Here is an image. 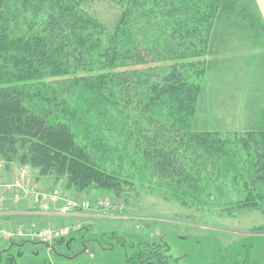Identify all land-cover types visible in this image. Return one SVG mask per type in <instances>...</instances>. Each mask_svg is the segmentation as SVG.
Listing matches in <instances>:
<instances>
[{
  "label": "trees",
  "instance_id": "16d2710c",
  "mask_svg": "<svg viewBox=\"0 0 264 264\" xmlns=\"http://www.w3.org/2000/svg\"><path fill=\"white\" fill-rule=\"evenodd\" d=\"M97 1L0 0L2 162L65 178V191L120 195L137 181L182 206L258 210L264 125L233 139L196 127L215 28L237 18L264 33L255 5L252 13L250 0H108L120 12L107 24L87 11ZM238 142L248 162L234 169ZM232 171L242 194L225 207L220 184ZM250 171L259 175L252 185ZM108 250L104 260L116 264L167 262L157 245L125 262Z\"/></svg>",
  "mask_w": 264,
  "mask_h": 264
},
{
  "label": "rangeland",
  "instance_id": "374dc122",
  "mask_svg": "<svg viewBox=\"0 0 264 264\" xmlns=\"http://www.w3.org/2000/svg\"><path fill=\"white\" fill-rule=\"evenodd\" d=\"M250 1L252 3H246L247 7L253 13L255 5L258 14L255 1ZM87 11L109 24L115 20L120 9L108 0H101L88 6ZM240 21L233 18L229 23L223 22L215 28L212 54L207 58L212 61V67L201 81L202 94L196 115L198 130L230 135L231 139L235 135L257 132L264 125V33L243 28L239 26ZM238 145L242 162L234 163V169L248 162L239 142ZM23 168L27 169L28 176L19 188V202L12 204L10 200L6 201L0 209L2 212L7 208L16 209L25 201L38 205L37 209L49 206L48 202L43 203L42 196L53 190L59 191L61 200L85 202L92 208L79 212L80 216L74 222L68 220L62 225H42L35 219L21 222L10 219L6 225L0 222L6 232H14L20 226L25 228L30 223L36 224V229H67L63 239L42 244L49 247L34 246L40 243L29 239H14L13 243L22 244L19 251L22 254L18 255L17 264H116L113 256L111 262L104 260L106 250L110 249V255L117 253L125 262L141 245L159 246L164 261L167 260L165 264H240L244 252L238 246L242 244L251 245L245 264H264V202L258 210H232L228 215L222 211L209 212L202 207L182 206L165 196L163 190L149 188L145 182L136 181L131 189L127 188L129 191L120 195L93 185L80 191H65V178L56 180L54 175L39 176L29 167L5 165L1 159L0 190ZM232 172L220 184L225 195V207H234L237 196L242 194L243 180L236 179ZM246 175L247 183L251 185L259 178L252 171ZM40 181L44 190L38 187ZM256 184L260 195H264L263 181ZM208 191L215 193L217 190L210 184ZM99 202L110 205L95 209ZM87 214L96 217H86ZM198 240H204L206 244L202 251L199 249L203 245L197 244ZM11 241L0 237V253ZM58 241L62 243L58 245ZM233 243L235 245L232 246ZM66 244H69L67 250ZM15 252L12 249V257H15ZM55 252L60 253L56 255ZM0 264H6L4 256H0Z\"/></svg>",
  "mask_w": 264,
  "mask_h": 264
},
{
  "label": "built area",
  "instance_id": "2783aa9c",
  "mask_svg": "<svg viewBox=\"0 0 264 264\" xmlns=\"http://www.w3.org/2000/svg\"><path fill=\"white\" fill-rule=\"evenodd\" d=\"M27 169L23 168L18 172V176L14 177L10 183L3 185L0 190V209L4 206L3 204L10 200L12 204L18 203L20 199L19 188L22 186L23 181L27 178ZM32 195L34 192L32 191ZM43 203L48 202L53 206H57L59 215L67 216L70 213H81L87 209L92 208L88 203H77L70 199L61 200V194L57 190H53L50 193L42 196ZM109 203L99 202L96 203L95 209H102L103 207L109 206ZM94 206V205H93ZM67 233L66 228L51 229V228H40L36 229V224L30 223L25 228L20 226L14 232H6L5 228L0 226V237L5 240H14L16 238L29 239L40 244H51L57 240L64 238Z\"/></svg>",
  "mask_w": 264,
  "mask_h": 264
},
{
  "label": "crops",
  "instance_id": "0c3cea01",
  "mask_svg": "<svg viewBox=\"0 0 264 264\" xmlns=\"http://www.w3.org/2000/svg\"><path fill=\"white\" fill-rule=\"evenodd\" d=\"M256 3V6L259 11V16L261 20H263L264 24V0H254ZM38 187L42 190H44V185L42 182H39ZM31 201H25L22 205H20L18 208H7L6 211L0 210V222H3V224H7L10 222V219L16 220L18 222L21 221H30V220H37V222L41 223L42 225H56L59 223V225H62V222H68V220H71L74 222L76 218H79L80 215L70 213L67 216H61L58 213L57 206L49 205L44 206L39 209H37L38 205L34 206ZM33 206H32V205ZM10 205V204H8ZM82 218H85V216H81ZM86 217H96L93 215L87 214Z\"/></svg>",
  "mask_w": 264,
  "mask_h": 264
},
{
  "label": "flooded vegetation",
  "instance_id": "af4514ba",
  "mask_svg": "<svg viewBox=\"0 0 264 264\" xmlns=\"http://www.w3.org/2000/svg\"><path fill=\"white\" fill-rule=\"evenodd\" d=\"M264 234V233H263ZM252 235H255V234H252ZM258 235H261V233L260 234H258ZM264 236V235H263ZM208 236H205L204 238H207ZM207 239H210V238H207ZM204 242V240H198V241H196V243L197 244H202L203 246H200L201 248L199 249V251L201 250H203V248L205 247V243H203ZM59 244H61V242H58V245ZM37 246V247H42V246H47V247H49V245H42V244H38V243H35L34 244V246ZM233 245H235L234 243L232 244V246ZM65 246V248H66V250H67V248H69V245L68 244H66V245H64ZM22 247V244H18L17 242H14V243H9L8 245H7V247L4 249V250H2L1 251V253H0V256H4V259H5V261H6V264H17V257H18V255H21L22 253L21 252H19L20 251V248ZM231 247V246H230ZM238 247H240V250H242L243 249V252H244V257H242V259H241V261H240V264H245V261H246V256H248L249 254V249H250V247H251V245H245V244H242V245H240V246H238ZM12 249L13 250H16V252H15V257H12V254H11V251H12ZM239 250V251H240ZM247 252V253H246ZM60 252H55V254L57 255V254H59ZM238 254V253H237ZM236 254V255H237ZM61 255V254H60ZM59 255V256H60ZM243 259H244V262H243ZM258 264H260V263H258Z\"/></svg>",
  "mask_w": 264,
  "mask_h": 264
}]
</instances>
